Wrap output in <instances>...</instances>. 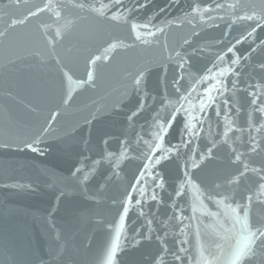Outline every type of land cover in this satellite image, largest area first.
<instances>
[{
    "label": "water",
    "instance_id": "water-1",
    "mask_svg": "<svg viewBox=\"0 0 264 264\" xmlns=\"http://www.w3.org/2000/svg\"><path fill=\"white\" fill-rule=\"evenodd\" d=\"M216 3L224 8L204 12L203 18L191 12L196 5L214 8ZM46 4L0 0V264H229L233 252L247 244L243 205L248 195L253 197L248 227H264L259 186L264 171H251L264 169V129L256 130L264 116L252 111L249 95L255 91L261 96L257 104L264 101V20L238 18L264 15V0ZM102 4V12L96 11ZM232 4L236 7L229 8ZM114 14L124 18L113 19ZM26 16L24 23L12 25ZM253 27V36L237 44ZM221 54L223 63L217 59ZM221 68L239 75L228 71L219 77L229 91L213 92L216 103L200 113L204 90L216 83L211 77ZM206 75L208 80L197 83ZM189 91V101L180 102L204 122L192 120L199 130L193 143L151 170L164 178V187L155 188L152 176H139L149 151L144 141L154 146L157 119L166 123L170 102ZM226 108L232 109V130L224 137ZM250 111L255 128L249 127ZM186 122L188 116L178 113L164 148L179 146L181 135L189 139ZM37 139L33 146L40 151L25 146ZM193 157L198 167H192ZM245 164L250 170L229 183ZM137 179L142 183L133 191ZM129 196L132 203L126 205ZM237 204L240 219L228 207ZM243 264H264V250L257 247Z\"/></svg>",
    "mask_w": 264,
    "mask_h": 264
},
{
    "label": "snow or ice",
    "instance_id": "snow-or-ice-1",
    "mask_svg": "<svg viewBox=\"0 0 264 264\" xmlns=\"http://www.w3.org/2000/svg\"><path fill=\"white\" fill-rule=\"evenodd\" d=\"M16 2L19 3V0H16ZM115 2L117 4H119V3H121V0H115ZM50 5H51V0H48V4H46L45 7H49ZM143 6H144L143 4L140 5V7H143ZM79 7L83 8L84 5L80 4ZM105 7H106V5L102 4L99 9H96V11L102 12V10ZM235 7H236V4L229 5V8H235ZM222 8H224V5L220 4V3H216L214 8L211 7V6L201 8L199 5H196V6H194L191 9V12L192 13H196L197 15H201V18H203L202 14L204 12H211V11H215V9H222ZM43 10L44 9H37V12H40V11H43ZM129 11H131V9L125 8V12H129ZM36 14H37L36 12H29L28 13L29 16H35ZM56 15L59 16V13L57 12ZM123 18H124L123 15H121V16H116L115 14L113 15V19H123ZM238 18L239 19L257 20V21H259V20H264V15H260L258 17L256 14H253V15H245L244 17H238ZM26 19H27V16L23 20L13 19L11 21V23H12V25L22 24V23L25 22ZM259 26H260V24L257 23L256 27H259ZM143 27L144 28H148V25L145 24ZM256 27H253L251 29V31L247 32V35L242 37V39H238L236 41V43L237 44L242 43L243 41H246L248 39V37H252L253 34L256 31ZM136 28H137V25L136 24H132V29L135 30ZM158 31H163V29H158ZM0 35H4V33H0ZM57 35H59V31H57ZM136 36H137V39H142L141 34L138 31L136 32ZM147 36H154V33L147 32ZM143 42L144 43H148L149 41L147 39H143ZM185 43H189V41L185 40ZM261 43L264 44V41H262ZM116 46H117L116 44L110 45L111 48H115ZM233 50H234V46L229 47L227 49V51L229 53L233 52ZM180 55L181 54L179 52L176 53L177 57H180ZM96 59H99V57H97ZM217 59L221 63H223L224 55L223 54L218 55ZM239 60H240V57L237 56L235 59H233L231 61V63L233 65H236V64L239 63ZM92 62L95 63V60H93ZM179 67L181 69H183L184 68V64L181 63L179 65ZM214 67H217V65H214ZM260 67H261L262 70H264V64H261ZM208 71L210 72L211 70H208ZM228 71H233V70L230 69V68H221L218 72L215 73V75H213L211 77L212 79H214L216 81V83L215 84H211L208 88H206L204 90V93H203L202 98H201V100L199 102V105H198V111L200 113L205 112L208 107H211L212 105H214L216 103V97L212 94L213 92H216L220 96H223V93L225 91H229L226 88V86L224 85V81L222 79H219V77H223ZM143 75H144L143 70L140 73H138V76H137V78L134 81V83L137 86L140 85ZM233 75L234 76H238L239 73L233 71ZM88 79L89 80L92 79L91 72H89V74H88ZM208 79H209V76H207V75L206 76H202V77L199 78V80H197V83H200V82L208 80ZM232 87H233V89L236 88V82L235 81L233 82ZM249 87L250 88H253V87L254 88H260L262 86L261 85H249ZM249 95L252 97V100H251V104L253 105L252 111L259 112V113L262 114V116H264V101H262L261 103L257 104V101L261 100V96L255 91L249 93ZM190 97H191V91H189L187 93V95H181L179 101L170 102L172 110H171V112L168 115L166 123L160 122L159 119H157L156 126L159 129V131L153 133L154 140H155L154 146H153V144L149 143L148 141H144V143L148 146L149 151L147 153H145L146 163L143 165V170L140 171L139 176L141 178H143V177H145L146 173L149 176H152L153 182L155 184V188H163L164 187V178L158 172L155 173V175L153 176L151 170L153 168H155L156 165H159L162 161L169 159L170 155L172 153H178L181 147L187 148L189 146V144L193 143V139L192 138L198 136L199 130H195V125L191 123L192 120H196L198 123H201V124H203V122H204L202 117H200V116H192V114L189 111V109L185 108L184 104L180 102V101H189ZM222 103L224 105H228L229 101L227 99H224L222 101ZM140 108L141 109L143 108V104L140 105ZM231 110H232L231 108H226L225 109L224 119H225V121L227 123L225 125V131L223 133L224 137H227L228 132L232 130L231 121H230V119L228 117V112H230ZM182 111L185 113L186 116H188V122L185 123V129L187 130V135H188L189 139H185L184 135H181L180 145L179 146L172 145L169 148H164L163 147V141L165 139V135L169 133L170 128L172 127L174 121L177 119V114L182 112ZM252 111H250L248 113V123H249V127L255 128L256 125L252 123ZM136 114H137L136 112H133L132 115L135 116ZM216 115L220 116V111H217ZM157 117H159V113H157ZM55 118L56 117L54 115L52 117V119L55 120ZM262 129H264V122H262L260 124L259 128H256V130L258 132L261 131ZM238 131H243V129H238ZM39 142L40 141L37 139L33 143H27L25 146L28 147V148L33 149V151H40L39 148H35L33 146L34 144H38ZM158 150L160 151L161 154L159 156H156L155 153ZM251 150L253 152H255L256 148L253 147ZM211 151H212V149L209 148L208 149V153L210 154ZM233 152L235 153V149H233ZM235 158H236L237 161H240L241 155L240 154H236ZM200 159L201 160L204 159L203 154L200 155ZM185 167H187V163L185 164ZM192 167H194V168L198 167V165L195 163V158L194 157L192 158ZM249 170L250 169L248 168V165L245 164L244 165V172H241L239 176L234 177L232 180L229 181V183H235V182L239 181L240 177L243 176L245 174V172H247ZM76 171L79 172L80 169H77ZM251 171L257 172L259 174V172L264 171V169H251ZM185 176H187V172H185ZM85 179H87V177H85ZM259 179L261 181H264V176H260ZM141 183H142V180L141 179H137L136 180V184L132 186V190L136 191V185H139ZM259 186L261 188H264V183H261ZM217 187H220V186L217 185ZM155 188H153L151 190V199L152 200H156L157 199V194H156ZM145 191H146V189L141 187L139 189L140 195L143 196L145 194ZM175 195L177 197H179V196L182 195V193L179 190H177ZM225 198H228V197H225ZM246 199H247L248 203L243 205V210H244L243 224H244V227L248 230L247 244L245 245L244 248L237 249V250H235L233 252V254L231 256V259L229 261V264H243V262H244L246 257H252V256L256 255V248L257 247L261 248V250H264V227L256 228L254 231L251 228L248 227V223H247L248 209L251 206L253 197H252V195H248L246 197ZM131 203H132V199H131V196H129L127 198V201H126V205L127 204H131ZM136 204L139 205L140 204V200H136ZM228 207L231 209V211L234 214V216L237 219H240L239 210L241 208V205L237 204L234 208L231 205H228ZM128 211H129V208L127 206H124L123 213L127 214ZM141 214L143 215V213H141ZM120 219H121V221H123L124 220V215H121ZM149 223H151V221H149ZM119 236H120V232L118 230L117 234H116L117 242L119 241ZM181 251H183V249H181ZM114 253H115V245L110 250V253H109L110 258L114 255ZM175 259L176 260H180V256H178V255L175 256ZM159 264H163V261L160 260Z\"/></svg>",
    "mask_w": 264,
    "mask_h": 264
}]
</instances>
